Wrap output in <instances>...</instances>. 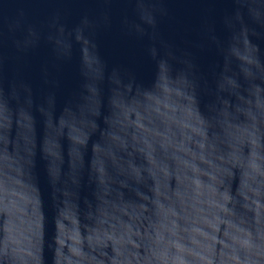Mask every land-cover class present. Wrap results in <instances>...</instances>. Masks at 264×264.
Here are the masks:
<instances>
[{"label":"water","instance_id":"obj_1","mask_svg":"<svg viewBox=\"0 0 264 264\" xmlns=\"http://www.w3.org/2000/svg\"><path fill=\"white\" fill-rule=\"evenodd\" d=\"M0 264H264V0H0Z\"/></svg>","mask_w":264,"mask_h":264}]
</instances>
